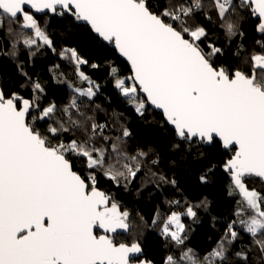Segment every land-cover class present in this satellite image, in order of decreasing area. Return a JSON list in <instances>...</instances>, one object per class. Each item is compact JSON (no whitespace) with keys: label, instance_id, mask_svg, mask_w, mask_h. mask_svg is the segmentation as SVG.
Returning <instances> with one entry per match:
<instances>
[{"label":"snow or ice","instance_id":"obj_1","mask_svg":"<svg viewBox=\"0 0 264 264\" xmlns=\"http://www.w3.org/2000/svg\"><path fill=\"white\" fill-rule=\"evenodd\" d=\"M57 18L126 62L127 75L106 59L109 83L137 116L160 115L174 152L209 161L202 185L217 168L227 178L233 207L204 253L187 246L183 218L211 215L207 196L157 207L150 223L169 249L160 264H264V0H0V59L28 89L0 77V264H155L142 242L149 222L113 189H178L154 148L133 145L122 114L98 120L102 86L83 66L101 65L58 50ZM233 48L236 59L222 60ZM48 51L74 68L75 81L54 76L70 90L63 104L24 66Z\"/></svg>","mask_w":264,"mask_h":264},{"label":"trees","instance_id":"obj_2","mask_svg":"<svg viewBox=\"0 0 264 264\" xmlns=\"http://www.w3.org/2000/svg\"><path fill=\"white\" fill-rule=\"evenodd\" d=\"M254 21L246 22L245 31L249 43L257 36L254 31ZM53 36L59 50L60 47H76L85 58L92 63L101 65L98 69H92L83 66V70L93 80L101 84V95L96 102L100 104L107 112H99L98 120L103 122L112 118L113 112L122 114L121 121L126 123L129 130L133 133V145L139 144L141 147L154 148L160 156V167L169 171V175L175 172L178 175V189L163 187L157 189L154 185L149 184L147 187H141V180H137L128 192L113 189L115 195L120 200L122 206L126 207L135 216L139 213L149 222L147 229L144 230L142 242L144 245V254L147 258L152 259L155 264H160L164 255L169 251L166 242L160 236L158 229L151 226V219L155 214L157 207L161 211H167V200L179 199L182 205L185 201L196 203L203 196H207L212 201L209 214L200 213L199 222H193L191 219L183 218L186 225V231L189 239L186 241L188 247H191L198 253L208 251L218 240L223 223L227 220L231 208L233 207L232 198L226 193V176L217 168V171L210 176V183L202 185L198 176L205 167L208 166V160H198L194 158L195 154L187 158H182L174 152L171 147V140L168 132L161 128V117L158 113L148 115L146 119L137 116L130 106L126 105L116 90L108 81L105 61L113 59L120 65L121 72L128 74V66L122 59L112 56L103 50H100L90 34L83 28H74L69 21L54 19L52 21ZM216 39V37H212ZM221 40L223 37L220 38ZM219 43V41H217ZM235 49L226 52L222 58L225 62H233L236 58L233 53ZM96 54V56H95ZM24 66L33 79L39 78L44 84L47 97L57 103H66L70 90L65 84L56 82L54 76L58 73H64L70 81H75L74 68L66 60H61L58 55L51 51L46 54L38 55L34 61L29 64L26 58ZM59 65V68L56 66ZM0 77L11 83V87L23 93L28 89H21L19 85L24 78L19 76L14 63L7 59H0ZM218 155V154H214ZM182 165V167H177ZM104 190H108V182H102ZM212 216L217 217L215 227H213ZM138 219V217H137Z\"/></svg>","mask_w":264,"mask_h":264},{"label":"flooded vegetation","instance_id":"obj_3","mask_svg":"<svg viewBox=\"0 0 264 264\" xmlns=\"http://www.w3.org/2000/svg\"><path fill=\"white\" fill-rule=\"evenodd\" d=\"M120 240H121V241H126V240H127V237H126V236H121V237H120Z\"/></svg>","mask_w":264,"mask_h":264},{"label":"rangeland","instance_id":"obj_4","mask_svg":"<svg viewBox=\"0 0 264 264\" xmlns=\"http://www.w3.org/2000/svg\"><path fill=\"white\" fill-rule=\"evenodd\" d=\"M95 56H96V54H95ZM131 212V211H130Z\"/></svg>","mask_w":264,"mask_h":264},{"label":"water","instance_id":"obj_5","mask_svg":"<svg viewBox=\"0 0 264 264\" xmlns=\"http://www.w3.org/2000/svg\"><path fill=\"white\" fill-rule=\"evenodd\" d=\"M121 59V58H120Z\"/></svg>","mask_w":264,"mask_h":264}]
</instances>
